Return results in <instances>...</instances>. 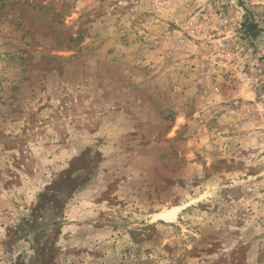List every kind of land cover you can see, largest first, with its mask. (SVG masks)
<instances>
[{"label": "rangeland", "instance_id": "1", "mask_svg": "<svg viewBox=\"0 0 264 264\" xmlns=\"http://www.w3.org/2000/svg\"><path fill=\"white\" fill-rule=\"evenodd\" d=\"M0 264H264V0H0Z\"/></svg>", "mask_w": 264, "mask_h": 264}]
</instances>
